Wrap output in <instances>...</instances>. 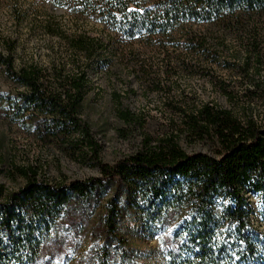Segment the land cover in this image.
<instances>
[{
  "label": "trees",
  "instance_id": "1",
  "mask_svg": "<svg viewBox=\"0 0 264 264\" xmlns=\"http://www.w3.org/2000/svg\"><path fill=\"white\" fill-rule=\"evenodd\" d=\"M43 1L102 24L123 41L155 44L182 25H197L200 31L186 40L196 55L211 54L219 46L215 41L223 46L232 35L245 39L244 62L233 66L249 80L242 96L247 102L241 107L243 98L234 97L221 83L238 113L214 103L179 109L182 123L176 134L154 144L146 140L139 152L114 165L98 160L99 177L54 185L37 179L31 169L21 170L26 181L22 188L5 192L0 186V264H49L62 251L61 231L70 214L90 208L122 186L145 227L175 228L165 240L167 264H250L260 245L246 195L264 192V120L253 105L264 92L253 78L264 58V44L258 40L264 0ZM47 32L64 39L71 53L60 69L50 71L36 63L16 66L14 48L0 51L3 76L16 86L5 102L7 110L15 123L29 126L46 144L79 134L96 158L99 146L81 116L89 70L109 62L108 45L86 34L67 35L58 26H48ZM119 117L126 124L137 121L128 109L120 110ZM182 139L208 143L213 154H189L180 145ZM116 197L108 199L101 215L100 243L75 264H134L124 241L118 239L113 246L123 216Z\"/></svg>",
  "mask_w": 264,
  "mask_h": 264
},
{
  "label": "rangeland",
  "instance_id": "2",
  "mask_svg": "<svg viewBox=\"0 0 264 264\" xmlns=\"http://www.w3.org/2000/svg\"><path fill=\"white\" fill-rule=\"evenodd\" d=\"M48 26H58L67 35L86 34L108 45L105 58L109 62L89 70L90 84L81 116L99 146L98 156L96 159L79 134L50 145L39 141L29 126L15 123L5 102L16 86L5 79L0 68V186L5 192H15L25 185L21 170L31 169L37 179L54 185L99 177L98 160L114 165L139 152L146 140L154 144L168 134H176L182 123L179 109L214 103L238 113L239 107L229 102L219 87L221 83L234 97L243 98L241 107L246 106L242 96L249 80L233 65L242 62L248 44L236 35L229 36L223 46L215 41L219 46L211 54L196 55L186 40L200 27L191 23L155 44L123 41L104 25L76 18L43 0H0V51L14 48L16 66L36 63L51 71L68 61L71 53L65 40L49 34ZM260 31L258 40L264 44V26ZM260 66V73L255 69L251 72L255 71L254 81L264 86V58ZM253 105L264 120L263 91ZM123 109L130 110L137 121H122L119 111ZM180 145L189 154H213L205 142L189 144L182 139ZM114 197L123 216L113 233V246L118 239L124 241L134 264H167L165 240L175 228L145 227L130 208L124 186L113 188L90 208L70 214L61 231L62 251L55 253L49 264H75L100 243L104 230L101 215L106 212L108 199ZM246 197L253 233L260 245L250 264H264V192L248 193ZM111 256L117 255L111 252Z\"/></svg>",
  "mask_w": 264,
  "mask_h": 264
}]
</instances>
